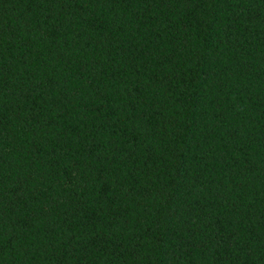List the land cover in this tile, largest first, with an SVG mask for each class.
Listing matches in <instances>:
<instances>
[{
  "label": "trees",
  "instance_id": "1",
  "mask_svg": "<svg viewBox=\"0 0 264 264\" xmlns=\"http://www.w3.org/2000/svg\"><path fill=\"white\" fill-rule=\"evenodd\" d=\"M0 264H264V0H0Z\"/></svg>",
  "mask_w": 264,
  "mask_h": 264
}]
</instances>
